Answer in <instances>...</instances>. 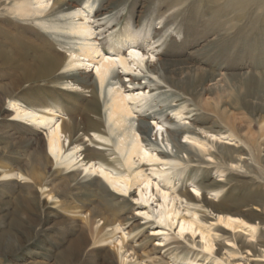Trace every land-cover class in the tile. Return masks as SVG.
Instances as JSON below:
<instances>
[{
	"label": "rangeland",
	"instance_id": "rangeland-1",
	"mask_svg": "<svg viewBox=\"0 0 264 264\" xmlns=\"http://www.w3.org/2000/svg\"><path fill=\"white\" fill-rule=\"evenodd\" d=\"M12 1L0 0V40L8 37L14 46L19 42L52 45L66 63L71 50L76 49L69 36L61 34L59 38L56 32H46L36 25L37 17L21 21L7 15L3 10ZM46 2L47 11L53 0ZM71 4V12L88 15L93 38L104 55L115 57L109 48L117 47L122 43L118 37L126 35L132 37L122 43L121 54L127 56V47L134 45L145 55L143 66L135 65L131 74H124L119 67L114 72L126 93L136 96L135 91H142L137 100L145 99L142 107L128 103L134 123L143 120L148 126V142L171 153V146L161 143L166 136L164 121L195 129L196 137L178 139L201 152L204 161L188 164L183 155L184 162L171 161L164 166L161 155L153 150L154 162L139 163L134 157L131 170L143 171L151 183L144 197L147 202L138 195L145 189L140 185L143 178L118 197L99 175L84 172L78 157L74 168L62 171L64 167L48 155V129L18 121L10 105L16 102L21 108H31L39 99L48 100L47 94L33 92V84L22 83L15 66L0 61V264H264V206H250L259 219L230 218L232 227H228L222 222L224 215L211 205L220 204L231 187L240 189L234 192L236 196H246L254 186L264 194V121L260 120L264 114H254L256 109H264V0H74ZM37 7L32 5V9ZM145 64L163 71L181 88L198 77L215 75L217 86L205 82L204 92L192 103L230 110L235 134L218 124L214 112L196 110L189 97L173 100L175 91L147 75ZM85 68L77 76L85 78L88 89L72 87L73 81L64 82L69 85L66 90H61L62 85H48L54 111L60 115L54 117L53 128L61 121L79 122L95 78V71ZM173 105L186 110H169ZM103 128L106 130L105 123ZM76 137L83 138L82 132L77 131ZM87 140L83 139L85 146L103 149L116 169L128 175L112 143L95 140L100 148ZM33 141L42 146V168L50 167L45 172L34 171ZM61 143L67 145L63 138ZM220 149L240 157V163L219 166L215 152ZM5 173L11 175L1 177ZM91 180L94 187L82 185ZM228 180L231 184L218 193L196 185L215 189ZM13 185L18 187L15 192L11 191ZM25 185L32 191L25 190ZM191 194L199 203L189 197ZM188 202L201 207L195 209ZM170 210H175L177 217H170L167 224L159 222L158 213ZM192 211L197 216H192ZM182 220H190L192 229H181ZM82 230L86 233L84 247L79 242Z\"/></svg>",
	"mask_w": 264,
	"mask_h": 264
},
{
	"label": "bare ground",
	"instance_id": "bare-ground-1",
	"mask_svg": "<svg viewBox=\"0 0 264 264\" xmlns=\"http://www.w3.org/2000/svg\"><path fill=\"white\" fill-rule=\"evenodd\" d=\"M71 1L74 0H53V5L46 11V8L49 6L46 0H13L9 3L12 4L7 9L3 10L7 15L18 18L21 21H25L31 16L37 17L34 20L38 27H43V30L46 32H56V34H59V38L61 34L68 35L69 38L67 39L71 40L72 44L76 45V49L70 52L69 60L67 59L66 63H64V59L54 50L52 45L47 44L40 46V44L35 43L26 44L24 42H19L18 45L16 44L14 46L12 40H9L8 37H4L0 40V61L5 66H15L14 68H17L21 73V82L33 84V92L47 94L48 96V100L39 99L38 103L31 108H21L16 102H11V108L15 110V117L18 121H24L26 125H34L41 128L46 127L48 129L46 149L48 155L54 159L55 163H59V166L64 167L62 171L74 168L76 166V157H78L83 171L87 172L89 176L92 174L99 175L100 178L114 189L115 192H113V194L118 197H122V193L127 194L130 188L143 178L144 180L140 181V185H143L145 189L139 190L138 195L140 200L147 202L144 197L146 196L145 193L150 191L151 183L148 177H145L143 171L134 172L131 170V167L135 165L134 157L137 158L139 163L142 161L154 162L156 156L152 154L151 151L153 150L161 155L160 160L164 163V166L171 161L184 162L183 155H186L185 163L200 164L201 161H204V156H201V152H196L192 147H186L184 143H180L178 139L180 137L183 139H192L196 137L197 134L195 129L179 127L174 123L164 121V124L167 125L165 129L166 136L165 139L162 138L161 143L163 144L165 142L167 145L171 146V153L164 152L158 148L157 144H150L148 142V137L150 135L148 126L143 123V120H141L140 123H134L131 119L133 111L128 103L137 102L142 107L145 99L137 101L140 98L138 95L142 91H135V93H137L136 96H134L133 93H126L127 89L122 86V82L119 81L118 75L114 72V69L119 67L124 74H131L135 65L143 66L145 55L135 50L136 48H134V45V47L132 45L131 47H127V56L121 54V50L125 46L122 44L124 40H131L130 38L132 36L130 37L129 35H126L124 39L118 37V41L122 43H117V47L109 48V52L116 53L115 57L104 55L99 49L96 40L93 38L94 32L89 25L90 20L88 15H83L82 13L74 11L71 12ZM32 2L34 3L32 4ZM88 4L89 2L87 1L85 5L88 6ZM32 5H37V9H32ZM263 8L264 5H261V10ZM90 9L91 8H89V10ZM84 67H87L85 69L92 68L95 71V78L93 83L89 85L91 88L89 92L90 97L86 100L85 107L82 108L83 113L80 116L79 122L72 120L69 122L61 121L53 128L51 123L54 117L60 115L56 114L58 112L54 111L55 103L52 99V92L49 91L51 87L48 85H62L64 87L61 90H66L64 88L69 85H66V83L64 84V82L73 81L72 87H78L79 89H83L82 87H84V89H88L85 78L80 79L77 76V73L83 70L82 68ZM143 69H145L147 75L158 80L159 84L163 85L164 88L173 89L175 94L173 93L171 98L173 100L176 99V102L182 101V97L186 96L190 98L188 100L189 102H194L193 98L200 97L201 95L199 92H204L202 85H204L205 82H209L210 86H217L215 75L198 77L186 83L184 88H181L178 87L177 83L169 81L163 71H157L156 68H151V66L148 67V64H145ZM128 77L129 76H126V78ZM128 81L130 82V80ZM79 84L84 86H79ZM71 86L70 89L72 88ZM177 90L180 92H177ZM35 95L37 98H40L37 94ZM178 98H180V100H178ZM186 102L187 101L184 100V103ZM198 104L200 103H192V106L197 108L196 110L214 112L218 124L235 134V120L232 119L229 112L230 110L228 111L226 108L218 106H214L213 108L208 103L202 105ZM174 106L175 105L169 106L168 109L171 111L186 110V107L175 109L173 108ZM102 109L106 113V116H103V118ZM254 114L255 116H260L264 114V109L258 108L255 110ZM260 120L264 121V117ZM104 123L106 125V130L103 128ZM200 130L202 129L200 128ZM77 131L82 132L83 138L76 137ZM203 133L207 134L210 132L204 131ZM110 136L114 137L113 142L110 140ZM235 137L238 139L237 136ZM62 138L67 142L66 146L61 143ZM87 138V141L91 143H95V140L108 144L112 143L113 149L120 158V163L126 169L124 172L128 175H123L124 173H120L116 169V166L113 165L104 154L103 149L85 146L83 139ZM33 146L32 163L34 171L45 172L50 169V167L42 168V146L37 141H33ZM94 147L102 148V145L95 143ZM112 154L114 155V152ZM215 154L217 155L216 161L219 166L224 167L228 162L233 161L240 163V157L233 156V153L229 150L220 149L217 150ZM112 171L115 172L116 175H113ZM10 175L11 174L5 173L1 177H8ZM74 181L79 183L77 179ZM231 182V180H228L225 185L216 186L215 189H209V185H196L200 190L218 193L229 186ZM120 183L123 187L119 186ZM82 185L94 187L95 182L91 180L89 183H83ZM16 188L18 187L13 185L11 191L15 192ZM24 189L32 191L30 185H25ZM239 190V188L231 187L228 189L226 196L222 198L220 204L211 203L216 213L224 215L222 222L228 227H232V223L229 220L230 218L238 219L239 216H245L251 222L254 221V219H259V216L252 215L253 213L250 206L253 205L259 208L264 206V194L258 186L250 187V192L246 193V196H236L234 192H238ZM153 195L154 194H152V196ZM184 195L188 196L186 193ZM190 196L199 203V200L192 194L189 195V197ZM176 197L178 198L179 196ZM161 198L165 200V194H163ZM203 199L204 198H202V202L204 201ZM121 202L117 204L121 205ZM187 204L195 209L201 207L191 202ZM157 206L162 207L161 204ZM191 213L192 216H197L196 211H192ZM158 215V221L163 224H167V220H169L170 217H177L175 210L159 212ZM219 220L221 222V219ZM262 223L264 222L262 221ZM180 226L181 229L186 227L189 230L193 227L190 220H182ZM80 237V245L84 247L86 244L85 231L82 230ZM231 239H233V236H231ZM253 248L256 249L255 246H253ZM76 260L77 257L75 256V258H73V263H75Z\"/></svg>",
	"mask_w": 264,
	"mask_h": 264
}]
</instances>
